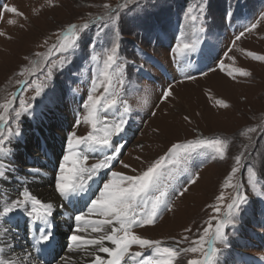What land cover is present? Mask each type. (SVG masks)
I'll use <instances>...</instances> for the list:
<instances>
[{
  "label": "snow or ice",
  "instance_id": "obj_1",
  "mask_svg": "<svg viewBox=\"0 0 264 264\" xmlns=\"http://www.w3.org/2000/svg\"><path fill=\"white\" fill-rule=\"evenodd\" d=\"M138 0H117L116 4L105 2L100 7V14L89 12L87 18L80 22H69L55 33L54 41L46 53H35L39 59L29 60L17 73L16 89L0 99V180L7 179V174L18 171L14 166L16 159L14 141L24 138V114H32L39 123L49 113H54L63 101L64 88L54 85V75L73 65L80 73L90 71V82L87 95L80 97L82 104L71 130L63 137L62 154L55 153L51 171L48 173V184L56 197L44 199L34 193L30 186L19 184L15 198H6L0 202V218L7 221L21 220L26 225V232L31 233L32 247L44 259H33L26 254L24 264H227L220 257L231 251L233 242L227 229L235 228L242 222L248 208L255 202V197L264 204V148L257 149L264 141V123L258 126L244 125L232 136L219 133L204 135L198 128H193L192 138L177 139L167 146L166 150L152 159H135L141 167L119 160L126 144L121 143L129 123L131 106L123 99L127 84L126 65L130 62L120 55L122 43L123 17L137 6ZM0 19L5 13L16 18L27 20L28 17L17 6L0 0ZM57 6V0H44L40 8H33L38 15L43 7ZM209 0H196L183 9V22L179 23L178 34H173L170 45L171 59L177 69L183 73L181 81H195L197 78L185 69L191 65L193 55L202 52L201 36L205 33V23ZM154 13L141 11L138 17L140 24L155 31L156 25L148 24ZM233 15L225 11L223 18ZM19 19L9 18L6 23L16 26ZM264 23V11H260L254 21H250L234 36L231 45L223 56L216 61V68L208 72L220 71L227 78L238 82V78H251L253 73L246 67L239 66L235 56L230 53L238 48L237 42L258 30ZM21 28L23 24L19 25ZM96 27L94 36L88 31ZM0 37L11 40L12 37L0 30ZM46 45L48 41L44 42ZM248 58L264 62V54L238 48ZM79 54V56L77 55ZM83 60L84 66L76 64V59ZM147 59L151 60L150 57ZM153 63H155L153 61ZM159 67V65H157ZM138 68L143 69V64ZM208 72H200L206 77ZM42 77V78H41ZM174 85L168 84L161 89L160 100L168 102L174 98ZM29 89L33 94L23 98L20 94ZM77 95L78 89H71ZM48 96V101L39 106L35 104L38 97ZM206 95L214 101V107L228 109L231 105L223 98L214 96L209 89ZM18 101V106H16ZM156 115L155 112L152 113ZM184 120L191 123L187 115ZM81 124L88 126L84 135H78L76 129ZM157 132L158 129H153ZM236 137H243L236 154L230 149ZM143 151V145L137 144ZM257 152L258 155L252 153ZM231 160L230 169L223 177L220 192L214 203L207 205L211 215L204 226L197 229L194 239L182 235L179 239H152L141 235L137 229L154 226L164 211H173L172 196L183 197L200 179V172L195 165L201 166L210 161L225 162ZM91 161V162H90ZM119 161L125 171H114ZM39 169H30L29 174H39ZM106 177V178H105ZM186 179V185L180 178ZM225 190H231L225 196ZM65 202L72 205L68 219V232L60 230L56 220L57 209H63ZM184 233H191L187 227ZM7 234L4 230L0 235ZM60 236V240H57ZM67 242L68 253H78L79 259L72 256H59L57 247L63 249ZM138 249V250H134ZM4 251L0 248V253ZM193 254L192 258H187ZM59 256V259H57ZM0 264H21V259L0 255Z\"/></svg>",
  "mask_w": 264,
  "mask_h": 264
},
{
  "label": "rangeland",
  "instance_id": "obj_2",
  "mask_svg": "<svg viewBox=\"0 0 264 264\" xmlns=\"http://www.w3.org/2000/svg\"><path fill=\"white\" fill-rule=\"evenodd\" d=\"M3 2L17 6L28 19H19L9 13H5L0 19V30L6 31L12 37L11 40L0 37V99L14 91L17 87L15 81L23 78L17 73L22 65H27L25 57L29 60L39 59L43 63L42 57H36L35 53L47 52L60 27L69 22L86 19L89 12L100 14L103 11L100 7L103 3L108 2L114 6L117 0H57V6L52 8L45 6L38 15L33 14L32 9L40 8L44 0ZM192 3H196V0H138L137 6L130 5V10L123 17L125 23L121 25L120 55L130 62L126 65L127 84L123 99L131 106V111L121 141L126 146L119 160L130 163L133 167H141L135 159L137 156L152 159L162 154L171 142L192 138L194 127L204 135L219 133L232 136L241 126H258L264 123V62L252 60L238 50L244 48L264 54V23L253 33H246L245 37L237 42L238 48L230 53L236 57L239 66L246 67L253 73L251 78H238L236 82L218 70L208 72L209 68H216V61L219 59H224L226 64L229 63L223 56L224 51H227L234 36L243 31L246 24L254 21L260 11H264V0H209L205 33L201 36L202 52L193 55L191 65L185 69L197 79L175 83L183 79V73L172 62L170 45L174 40L171 37L179 32V23L183 22V9ZM142 10L154 13L148 24L156 25L155 31H149L146 26L140 24L138 17ZM226 10L231 11L233 15L225 19L223 14ZM0 11H3L2 6ZM9 18L19 19L18 25H8L6 21ZM20 24L24 27L21 28ZM96 30V27L92 26L87 35L94 36ZM45 40L48 41L47 45L44 43ZM76 64L84 66L83 60L79 58L76 59ZM141 64L143 69L138 68ZM201 71L208 72V75L201 76ZM89 82L90 71L80 75L75 65L71 71L67 69L58 71L54 75V85L58 87L62 85L64 95L55 112L49 113L39 123L33 120L32 114L22 116V120L25 121L24 138L18 142L14 141L16 144L14 166L18 167V171L7 174L8 181H12L15 189L21 184L20 178L26 176L29 168L37 166L36 164H41V172H47L48 167L45 163L34 162L44 156L43 142L50 146L53 160L56 152L62 154L63 137L71 130L76 115L82 112L79 108L83 102L80 97L86 98ZM168 84L174 85V98L165 103L160 100L161 89ZM71 89H78V94L74 96ZM209 89L212 95L225 99L231 107L228 109L214 107V101L206 95ZM32 94L33 90L29 89L20 95L28 99ZM47 101V95L38 97L35 102L36 111L39 112V106ZM153 112L156 115H153ZM185 115L191 118V123L184 120ZM153 129L158 131L154 132ZM87 130L88 126L85 124L76 129L78 135L86 134ZM255 139L260 141L256 145L257 149L264 148V141H261L259 136ZM241 141L246 142L243 137L234 139L231 154L238 152ZM137 144L144 146L143 151L136 147ZM252 154L258 155L257 152ZM231 163V160L210 161L202 166L197 163L194 170L200 172V179L196 184L189 186L190 190L183 197L172 196L173 211L162 212L154 226L137 231L152 239L168 237L179 239L182 235H188L190 240L194 239L197 229L202 230L203 222L212 214L211 209L206 206L214 203ZM112 170L128 171L122 168L119 161ZM2 181L0 180V195L5 196ZM180 181L186 185L184 177H181ZM48 188L51 190L49 185L46 189ZM230 191L225 190L226 198ZM48 195L57 198L54 192ZM40 196L47 199L46 194ZM252 199L255 202L248 208L242 222L235 228L227 229L232 234L230 240L233 246L230 252L220 257L222 262L227 260V264H264V204L255 197ZM70 209L72 210V205ZM57 221L60 223V219ZM0 222V232L6 229L17 233L19 230L24 238L31 237V233L26 232L23 220L19 223L15 220L12 225L14 230H11V223L6 219L0 218ZM187 227L192 228L191 233H184L183 230ZM21 248L34 251L32 242L29 241ZM59 249L61 256L68 253L66 240L63 249ZM192 255L188 254L187 258H192ZM182 264H186V261Z\"/></svg>",
  "mask_w": 264,
  "mask_h": 264
},
{
  "label": "bare ground",
  "instance_id": "obj_3",
  "mask_svg": "<svg viewBox=\"0 0 264 264\" xmlns=\"http://www.w3.org/2000/svg\"><path fill=\"white\" fill-rule=\"evenodd\" d=\"M42 150L44 151L43 158L42 159H37L34 162L41 161L42 163H45V165L48 167L47 172H43V171L41 172V170H40L41 164H36L37 166H34L33 168L39 169L40 170L39 174H36L35 176L30 175L29 172H30V169H32V167H31L26 172V174H25L26 176H22V178H20V183L24 184L26 186H30L31 190L34 193H38L39 195L46 194L47 195V199L48 198H52L53 200L56 201L57 204H59V203H61L60 200L58 201L57 198L54 199L53 197L48 195V193L53 192L52 189L51 190L49 188L46 189V187L49 185L48 182H47V180L49 179L48 173L51 171V168H52V165H53V162H54L52 153L50 151V146L47 144V142H43ZM28 164L30 166L32 165L31 163H28ZM40 177H42L41 180L39 179ZM2 184H3L2 185L3 186V194L5 196H1L0 195V202H2L6 198H15L16 189L12 185V181L9 182L8 179H5V180L2 181ZM43 189H44V191H43ZM71 211L72 210L70 209V205L67 204L66 202H65V207L63 209H59V208L57 209L56 220L60 219V224H61L60 225L61 226L60 230L63 233H67L68 232V225L72 223L68 219V215H67ZM10 223H11L10 224L11 230H14V228L12 227L13 223L12 222H10ZM2 228H4V226ZM4 230H6V229H3L0 233H2ZM17 233L14 232V231H8L7 230V234L0 235V248L4 249V251L2 253H0V255H5V256H8V257H14V258H17V259H21V264H24V261H23L22 258L26 254H29V253L31 254L33 259H41L40 257H43V256H41V255L37 256L38 254L36 252H30V251H27V250H24V249L21 248V246L24 245V243L27 242V238L26 237L24 238L23 235H21V232L19 230L17 231ZM60 239H61L60 236H57V240L59 241ZM59 248L60 247L56 248L57 252H59V250H60ZM65 255H69V256H72V257H74L76 259H79V256H77V254H72V253L68 254V253H66L63 256H65ZM59 256H61V254Z\"/></svg>",
  "mask_w": 264,
  "mask_h": 264
}]
</instances>
